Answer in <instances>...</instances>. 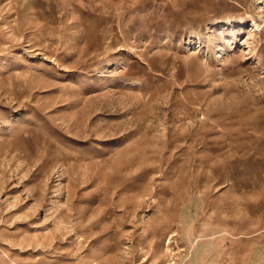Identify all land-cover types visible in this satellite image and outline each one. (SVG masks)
Returning <instances> with one entry per match:
<instances>
[{
    "label": "rangeland",
    "instance_id": "obj_1",
    "mask_svg": "<svg viewBox=\"0 0 264 264\" xmlns=\"http://www.w3.org/2000/svg\"><path fill=\"white\" fill-rule=\"evenodd\" d=\"M0 264H264V0H0Z\"/></svg>",
    "mask_w": 264,
    "mask_h": 264
}]
</instances>
